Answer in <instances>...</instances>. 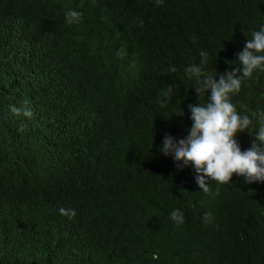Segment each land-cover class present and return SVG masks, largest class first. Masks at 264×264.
<instances>
[{"label": "trees", "instance_id": "obj_1", "mask_svg": "<svg viewBox=\"0 0 264 264\" xmlns=\"http://www.w3.org/2000/svg\"><path fill=\"white\" fill-rule=\"evenodd\" d=\"M262 26L264 0H0V264H264V181L205 192L158 151L191 127L186 69L239 68ZM230 100L252 120L243 151L264 128V70Z\"/></svg>", "mask_w": 264, "mask_h": 264}, {"label": "clouds", "instance_id": "obj_2", "mask_svg": "<svg viewBox=\"0 0 264 264\" xmlns=\"http://www.w3.org/2000/svg\"><path fill=\"white\" fill-rule=\"evenodd\" d=\"M156 2L159 5L161 0ZM81 16L82 13L70 10L66 13V22L78 23ZM252 37L245 41L243 50L237 53L240 67L226 71L219 79L204 75L202 68L197 65L186 69L190 77H197L198 85L194 88L199 102L188 106L191 127L187 130V136L181 139L165 134L162 146L158 148L164 156H172L178 170L191 163L196 173V183L205 192L208 191L209 179L227 184L231 182L233 174L243 176L246 184L264 181V128L256 133L251 146L242 151L235 137L237 133L248 129L252 120L247 115L238 114L230 100V94L240 91L244 78L250 77L257 68L264 70V26L254 31ZM200 55L203 64L207 53L201 52ZM169 70L174 72L175 68ZM172 91L169 86L163 95L171 98ZM204 97H207V103L201 104L200 100ZM11 110L17 115L22 111L16 107ZM23 115L31 117V109H23ZM59 212L69 218L75 216L74 209L60 208ZM171 219L178 224L184 221L179 210L172 211Z\"/></svg>", "mask_w": 264, "mask_h": 264}]
</instances>
